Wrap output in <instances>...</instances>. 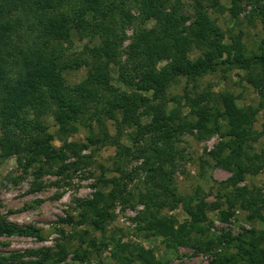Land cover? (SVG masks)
Instances as JSON below:
<instances>
[{
	"label": "trees",
	"instance_id": "1",
	"mask_svg": "<svg viewBox=\"0 0 264 264\" xmlns=\"http://www.w3.org/2000/svg\"><path fill=\"white\" fill-rule=\"evenodd\" d=\"M241 2L229 0L226 11L230 16H237ZM245 2L252 5L251 10L262 28V36L253 52H246L239 34H230L229 42L213 34V21L202 0H192L191 11L182 0H0V160L14 156L23 172L31 169L34 175L56 172L66 176V171L72 172L87 164L80 155L81 148L87 145L81 143L78 146L62 139L61 146L54 147L51 143L54 136L48 131L43 116L48 115L54 120L60 138L73 130V123L85 114L89 122L98 125H102L103 119H113L117 135L123 126L134 127L133 132L138 135L134 142L139 138L145 142L144 147L139 148V155L144 157L148 170L157 175L151 185L158 188L159 193L151 194L155 198L160 195L161 201L165 197H174L165 166L169 170L172 167L175 143L180 135L192 129L201 132L199 136L219 131L217 118H220L225 126L221 134L223 139L208 153L214 164L231 171L227 182L232 185L242 173H256L262 167L259 155L247 151L249 142L258 136L252 129L255 109L239 107L232 95L225 92L217 94L209 103L210 95L206 92L191 100L194 104L191 112L195 116L192 121L181 115L180 98H166L165 94L175 79L184 78L187 86L222 63L245 70L247 82L263 94L264 0ZM150 19L153 25L147 27L145 22ZM126 26L131 27L132 33L123 46ZM73 33L88 42L79 52L66 54L61 44L69 46ZM192 47L199 50L197 57L188 56ZM160 60L164 63L157 67ZM109 65L116 66L121 83L138 92L122 90L112 84ZM80 66L86 67L84 78L75 84H67L62 70ZM143 92H148L149 96ZM183 96L187 98V88H184ZM169 101L175 106L167 108ZM116 113H119V119ZM143 116L148 120L142 122ZM209 123L212 127H208ZM101 135H90L86 139L88 142L117 139L109 137L104 129ZM69 157L72 161L65 162ZM154 163L156 165L151 168ZM119 172L120 176L108 178L102 173L98 178L102 187L96 188L90 198L77 200L81 220L88 219L95 229H102L112 217L109 209L115 202L126 201L123 179L128 174ZM233 188L232 197L225 200L227 209L218 210L219 219L227 220L236 200L239 208L252 210L250 218L259 216L264 208V194L255 189ZM143 197L140 194L145 210L136 218L140 222L138 233L146 230L149 234L172 238L183 244L182 239L174 238L188 233L183 230L184 226L174 228L166 217H158L157 208L149 206L148 199ZM160 201L156 206L162 205ZM183 206L192 220L207 219L201 208L195 212L187 201ZM64 221L70 223L72 217L67 215ZM208 226L203 232L209 230ZM13 234L38 236V229L11 224L0 216V235ZM214 238L211 245L205 244L200 249L205 252L212 246L220 248L206 264L264 262V227H250L236 235L221 229ZM112 244V254L117 256L119 264L134 261L159 264L151 250L141 245H129L119 240ZM60 251L61 247L55 253L57 258H61ZM25 254L36 258L18 264L55 262L53 254L46 248L30 249ZM15 255L10 254L9 258ZM5 261L0 257V264H15Z\"/></svg>",
	"mask_w": 264,
	"mask_h": 264
},
{
	"label": "rangeland",
	"instance_id": "2",
	"mask_svg": "<svg viewBox=\"0 0 264 264\" xmlns=\"http://www.w3.org/2000/svg\"><path fill=\"white\" fill-rule=\"evenodd\" d=\"M182 1L191 11L192 0ZM202 3L213 21L212 31L215 36L229 42L230 34H239L246 52L255 51L262 36V28L259 19L251 10V4L242 0L240 12L236 17H232L226 11L229 0H202ZM145 24L150 27L153 20H147ZM131 33V27L126 26L123 46L128 43ZM71 37L69 46L61 44L66 54L79 52L83 44L88 42L86 38H77L74 33ZM198 55L199 50L195 47L188 52L190 58ZM121 57L123 59L124 55ZM163 63L164 61L160 60L156 66L160 67ZM109 71L112 84L122 90L138 92L134 87H127L119 81L120 72L116 66L109 65ZM85 72L86 67L80 66L75 69H64L62 75L65 82L72 85L83 79ZM247 76L245 70L222 63L213 70L204 72L187 86L184 78L175 79L169 84L165 94L166 98L178 96L181 115L192 121L195 116L191 112L194 106L191 100L206 92L210 95L209 103L217 94L225 92L232 95L239 107L255 109L252 129L258 136L249 142L250 148H247V151L249 154L259 155L262 167L253 174L242 173L235 185L227 182L231 171L216 166L208 154L223 139L221 134L225 129L224 120L217 118L219 131L199 136L201 132L192 129L180 135L175 143L172 167L169 170L168 166H165V171L170 177L168 185L174 197H165L161 200L163 202L160 201V195L155 198L151 194L159 193L158 188L151 185L157 179V175L154 171L148 170L147 162L139 155V148L144 147L145 142L141 138L134 142V139L138 138L133 132L134 127L123 126L120 135H117L113 119H103L102 125H98L94 121L89 122L85 114L77 123H73L75 127L73 130L60 138L57 135V124L50 116L44 115L43 121L54 136L52 145L60 147L62 139L78 146L85 143L87 146L81 148L80 155L87 164L85 166L79 164L80 167L75 171H66V176L53 170V174L42 172L40 175H34L31 169L23 172L14 156L0 160V216L11 224L38 229V236L0 235V257H4L9 263L18 264L20 261L36 258L27 256L25 254L27 250L46 248L55 259V262L48 260L46 264H119L117 256L112 254L114 252L112 243L119 240L129 245L138 244L150 249L159 264H206L216 248L212 246L205 252L200 250L205 244L211 245L215 239L210 229L203 232V228L210 226L208 222L212 223L213 219H219L218 210L227 209L225 200L232 197L233 187H242L248 191L255 189L264 194V157H261L264 156V91L260 94L247 82ZM184 88H187V98L183 96ZM143 94L149 96L148 92ZM173 106H175L173 101L167 102V108ZM140 110L141 108L138 111ZM116 117L119 119V113H116ZM147 120L148 117L143 116L141 121ZM208 127L212 125L209 123ZM102 129L107 131L109 137H117L115 140L118 144L115 140L113 143L110 138L97 142L87 141L86 138L90 135L101 137ZM72 159L69 157L65 162ZM155 165L154 163L151 168ZM119 171L128 174L123 179L126 201L115 202L109 209L112 217L104 223L102 229H95L88 219L81 220V209L77 206V200L90 198L96 188L102 187L98 182L102 173L108 178L120 176ZM140 194L144 195V200L148 199L149 206L157 208L158 217H166L173 223L174 228L184 226L183 230H187L188 233L186 232L183 237L174 238L182 239L183 244L172 238L149 234L146 230L141 231L142 234L138 233L137 226L140 222L136 218L145 210L140 202ZM159 201L162 205L156 206ZM186 201L195 212L201 208L207 219L192 220L183 206ZM238 204L239 201L236 200L230 210L240 209L237 221L239 228L243 229V225L248 226L246 229L264 227L262 221L264 208L260 210L259 216L250 218L252 210L241 209ZM67 215L72 217L70 223L64 221ZM60 247L61 258H57L55 253ZM205 253L209 254L207 259L203 258ZM10 254L16 255L9 258ZM132 264L139 263L134 261Z\"/></svg>",
	"mask_w": 264,
	"mask_h": 264
},
{
	"label": "built area",
	"instance_id": "3",
	"mask_svg": "<svg viewBox=\"0 0 264 264\" xmlns=\"http://www.w3.org/2000/svg\"><path fill=\"white\" fill-rule=\"evenodd\" d=\"M240 213L239 209H233L232 214L227 218L226 221H220L219 219H213L211 225L209 226V229L214 233V234H219L221 229L223 230H229L231 235H236L239 232H241L243 229L248 228V226L243 225V229L239 228L237 225L238 221V214ZM220 248L214 249V252H218ZM212 256V255H210ZM209 257L208 253H205L203 255L204 259H207Z\"/></svg>",
	"mask_w": 264,
	"mask_h": 264
}]
</instances>
